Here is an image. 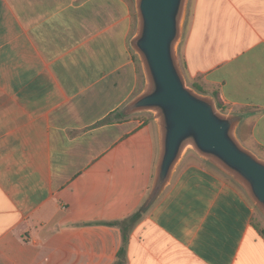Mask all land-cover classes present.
<instances>
[{
    "label": "crops",
    "instance_id": "0c3cea01",
    "mask_svg": "<svg viewBox=\"0 0 264 264\" xmlns=\"http://www.w3.org/2000/svg\"><path fill=\"white\" fill-rule=\"evenodd\" d=\"M213 1L195 8L188 75L264 155V0ZM137 28L136 0H0V264L116 261L122 230L106 223L145 202L160 150L158 124L122 112L145 85ZM259 222L245 188L189 149L125 264H264Z\"/></svg>",
    "mask_w": 264,
    "mask_h": 264
},
{
    "label": "water",
    "instance_id": "95a60500",
    "mask_svg": "<svg viewBox=\"0 0 264 264\" xmlns=\"http://www.w3.org/2000/svg\"><path fill=\"white\" fill-rule=\"evenodd\" d=\"M188 0H136L138 28L131 46L139 56L145 87L124 115L154 114L160 136L155 176L146 199L152 205L170 183L189 149L233 176L264 213V158L237 135L242 116L221 111L213 95L188 85L177 58Z\"/></svg>",
    "mask_w": 264,
    "mask_h": 264
},
{
    "label": "rangeland",
    "instance_id": "374dc122",
    "mask_svg": "<svg viewBox=\"0 0 264 264\" xmlns=\"http://www.w3.org/2000/svg\"><path fill=\"white\" fill-rule=\"evenodd\" d=\"M232 1H235V0H232ZM222 2H223L222 0L213 1V3H214V5L212 7L213 10L219 11L220 14L222 13V11L226 10V7L222 6L223 5ZM203 6H204L203 0H188L186 17H185V21H184V25H183V34H182V38H181V41H180V43L178 45V49H177V58H178L179 65L182 69V72L184 73V75L186 77L188 85H190V86H193L195 82L188 75V63H187L188 62L187 61L188 42L190 41V34H191L192 30L194 33L199 34L201 26H204V24L206 23V19L201 21V19L199 20L198 18H196L195 8L198 7V12H200ZM225 12H229V10H227ZM195 28H197L196 31H194ZM144 87H145V85H144ZM123 116L125 117V115H123ZM127 117H129V119L139 120L140 122L143 121V122H147V123L151 122L154 125L157 124L156 118H155L154 114L151 112H139V113H136L133 115H129ZM237 135H238L240 141L246 147L250 148L247 145V143H245V141L241 137V135L239 133H237ZM251 150L254 151L261 158H264L263 153H261L260 151H256L254 149H251ZM188 153L194 154L195 152L193 150H190ZM255 207H256V217L259 219V221H261L259 223H261V225L262 224L264 225V213L259 207H257L256 204H255Z\"/></svg>",
    "mask_w": 264,
    "mask_h": 264
},
{
    "label": "trees",
    "instance_id": "16d2710c",
    "mask_svg": "<svg viewBox=\"0 0 264 264\" xmlns=\"http://www.w3.org/2000/svg\"><path fill=\"white\" fill-rule=\"evenodd\" d=\"M193 88H195L196 90H198L201 93H204L203 90L196 84L194 83V85L192 86ZM206 94V93H204ZM213 96L216 99L217 102V106L219 109H221L223 112H226V109L223 107L222 102L220 101L217 93H214ZM149 205L145 202L142 204V206L135 211L133 214H131L130 216H128L127 218L123 219V220H117V221H111V222H107L106 224H110V225H117L121 228L122 230V238H123V244L120 248V250L118 251L117 254V259L114 262V264H125L126 262V247L130 238V233L131 230L133 228V226L141 219L143 213L148 210ZM264 234V232H263Z\"/></svg>",
    "mask_w": 264,
    "mask_h": 264
}]
</instances>
